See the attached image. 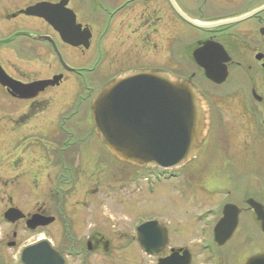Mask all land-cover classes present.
<instances>
[{
	"label": "flooded vegetation",
	"instance_id": "af4514ba",
	"mask_svg": "<svg viewBox=\"0 0 264 264\" xmlns=\"http://www.w3.org/2000/svg\"><path fill=\"white\" fill-rule=\"evenodd\" d=\"M60 1L0 0V25L6 23L9 27L14 24L15 27L16 20L20 25L8 36L0 37V51L6 55L3 59L0 54V66L5 73L23 84L61 75L58 84L49 85L37 96L28 99L19 98L0 85V91L11 101L8 103L9 112L4 114V118L0 117V122L4 121L5 116L17 113L21 123L19 129L23 125H30L32 120L39 119L48 111L54 94L69 95L79 102L75 104L78 107L67 112L59 111L56 123L53 119L49 132L43 126L44 120L39 119L40 122L27 132L29 134L23 135L22 142L26 146L20 156H13L10 151L3 149V139L9 130L1 128L0 179H4V184L12 185L13 180L20 183V179L29 175L34 177L32 183L35 186L47 183L62 190L63 175L75 183L74 176L80 173L99 174L108 179L111 175L115 177L118 172L125 190L138 189L139 184L147 178L143 177L141 170L138 172L134 169L150 168L132 166L109 153L94 132L90 112L91 99L97 89L116 76L134 70H164L175 78L189 80L207 105L208 122L202 145L194 158L182 168L175 169L179 175L181 169L186 168L187 173L182 180L187 190L193 186L206 189L207 184L203 186L195 178L193 170L197 172L201 169L199 156L203 152L209 151L215 155L212 148L216 144L225 146L223 155L220 157L218 153L216 158L231 159L233 170L245 163L249 158L247 155L254 153L255 149H261L264 144V0H66L65 8L72 12L75 24L81 25L82 30L90 31L87 48L64 42L45 19L25 14L26 8L39 2L56 5ZM89 13L102 15L103 21L95 23ZM95 27L102 29L96 40L93 33ZM7 50L9 53L5 52ZM196 50H200L196 54L197 59L194 56ZM72 52L76 55L70 56ZM10 58L23 61L24 64L12 62ZM100 76H105V79L96 84ZM210 78L222 80L215 82ZM236 119H239L248 134H229V122ZM215 123L221 134L219 140H215L218 132ZM246 142L249 144L242 148L250 150L241 148L240 144ZM111 168L117 172L109 174ZM153 169L158 170L157 173L162 171L156 168L150 171ZM40 176L51 182L40 181ZM90 190L92 195L101 194L99 188ZM247 199L239 202L216 200V209L212 208L214 205L203 207L198 204L200 199H189L196 208H204L195 214V217L206 216V219L199 227L201 238L193 249L202 254L208 264H221L220 254L232 244L230 242L239 229L244 239H253L257 229L264 236L260 221ZM14 203V196L9 195L6 206L0 211V218L3 219L6 209L16 207ZM83 203L94 209L91 200L82 201L81 206ZM259 203L264 209V202ZM227 204L237 208V224L231 236L223 243H218L214 239L213 229L223 217ZM23 213L25 217L16 222L23 221L25 224L35 213L48 215L42 208ZM51 216L55 218L54 223L57 216ZM166 231L167 241L156 253L159 255L157 259L171 252L182 254L187 251L191 257L190 264H193L192 248L173 246L172 234L167 228ZM102 239L100 232H94V238L92 242H86V248L101 245ZM108 245L105 241L102 246L107 249ZM243 246L235 254L229 250L223 261L242 264L248 256L264 252V248L245 249Z\"/></svg>",
	"mask_w": 264,
	"mask_h": 264
},
{
	"label": "rangeland",
	"instance_id": "374dc122",
	"mask_svg": "<svg viewBox=\"0 0 264 264\" xmlns=\"http://www.w3.org/2000/svg\"><path fill=\"white\" fill-rule=\"evenodd\" d=\"M95 15L90 14L91 18L95 19V23L103 21L102 15ZM86 18L88 17L86 16ZM15 24L20 26L17 20ZM13 25L8 27L6 23L5 25L1 24L0 37H6L12 30L19 28L13 27ZM101 30L95 27L93 32L95 40ZM5 52L9 53L8 50ZM0 54L3 59L6 58L4 52L0 51ZM69 55L75 56L76 53L72 52ZM10 60L21 63V65L24 64L23 61L11 58ZM104 79L105 76L97 77L95 83L98 84ZM66 87L65 85L64 88ZM66 96L54 94L48 111L41 116L43 118L39 117L40 121L44 120L43 126L48 132L53 126V119L56 123V114L59 111L67 112L71 108L78 107L75 106L77 102L72 96V99L69 95ZM10 102V98L0 91L1 118H4V114L9 112L8 103ZM223 115L225 116V114ZM39 119H34L30 125H23L19 129L21 123L18 121L17 113L5 116L4 121L0 122V132H3L1 128H4L9 130V134L6 133L7 136L3 139V149L7 152L10 151L13 156H20L26 146L22 142L23 135L29 134L27 132L32 129L33 125L40 122ZM238 120L229 122V134H248L249 132L247 133L246 128ZM215 127L218 131L215 140L216 138L219 140L221 134L218 124L215 123ZM14 128L16 129L13 131ZM46 130L43 132H47ZM248 144L246 142L240 145L242 148ZM212 149L217 153V156L216 153L213 155L209 151L203 152L199 156L201 169L196 170L197 172L193 170L195 178L203 186L207 184L206 189L199 186L197 190L193 186L191 190H187L184 186L185 181L182 180L184 174L187 173L186 168L181 169L178 177L169 180L160 179L161 174H158L160 178H156L158 170L135 168L134 171L141 170L143 177L149 181L141 182L138 189L136 187V189L127 188L126 190L122 186V179L117 170L114 171L112 168L108 173L117 172V175L115 177L111 175L108 179L99 174L85 172L74 176L76 181L72 183L70 177L63 175L62 190L55 189L54 186L47 183L35 186L32 183L34 177L29 175L20 179V183L12 179V185L4 184V179H0V211L6 206L7 197L11 195L14 196L15 206L23 212L42 208L48 215L57 216L54 223L38 227L33 231L27 229L23 221L11 224L0 218V264H21L18 259L20 249L41 237L48 239L61 252L64 264H156L159 255H147L142 252L135 238V225L148 219L158 220L163 226H166L172 234L171 244L173 246L192 248L194 252L193 264H208L205 257L193 249L197 245L196 241L201 238L198 233L199 227L206 219V216L195 217V214L197 215V212L204 208H196L189 199H200L198 204H202L203 207L214 205L213 209H216L217 204H214L216 200L222 202L226 199L227 202H239L245 198H253L264 202V144L261 149H255L254 153L247 155L249 158L245 160V163L234 167V170L231 159L216 158L219 154L220 157L223 155L224 145L218 143ZM244 150H250V148ZM107 165L109 166L110 162ZM113 167L117 169L116 166ZM39 180L51 182L50 179L47 181L45 177L41 178V176ZM51 187L53 189L50 190ZM92 188H99L101 194L92 195L90 192ZM86 200L92 201L94 212L84 203L85 206H81L82 201ZM87 204L91 205L88 202ZM208 218L211 219L210 216ZM212 221L214 222V219ZM96 231L100 232L103 238L102 244L87 249L86 242L88 240L92 242ZM252 238L244 239L239 229L230 242L232 244L220 254L221 264H228L223 260L226 254L230 253L229 250H233V254H235L243 245L245 249L248 247L264 248V236L259 229L256 230ZM12 241L14 245L9 244ZM105 241L109 243L107 249L102 246ZM72 250L80 253L72 254Z\"/></svg>",
	"mask_w": 264,
	"mask_h": 264
},
{
	"label": "water",
	"instance_id": "95a60500",
	"mask_svg": "<svg viewBox=\"0 0 264 264\" xmlns=\"http://www.w3.org/2000/svg\"><path fill=\"white\" fill-rule=\"evenodd\" d=\"M65 4L66 0L56 5L39 2L26 8L25 14L45 19L64 42L87 48L90 31L75 24L74 16ZM198 52L200 50L194 52L196 59ZM60 79L61 75H56L51 79L23 84L9 77L0 66V85L23 99L37 96L47 86L58 84ZM210 79L215 82L222 80ZM90 112L95 134L116 159L132 166L164 170L181 168L195 157L208 122L204 99L190 81L175 78L164 70L142 69L116 76L97 89L91 99ZM247 203L253 207L264 231L262 204L252 198H248ZM237 214L236 207L231 204L225 206L223 217L213 229L216 242L223 243L231 236L237 224ZM24 217L16 207L4 212V219L10 223ZM53 221V216L36 213L25 221V226L33 231ZM136 230L137 242L146 254H156L167 241L166 229L156 220H147ZM190 260L187 251L182 254L171 252L159 258L156 264H190ZM19 261L22 264H64L61 252L46 238L24 246L20 250ZM242 264H264V252L248 256Z\"/></svg>",
	"mask_w": 264,
	"mask_h": 264
}]
</instances>
